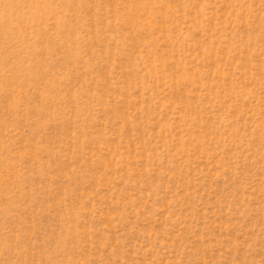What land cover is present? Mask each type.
Returning <instances> with one entry per match:
<instances>
[{
  "label": "rangeland",
  "instance_id": "rangeland-1",
  "mask_svg": "<svg viewBox=\"0 0 264 264\" xmlns=\"http://www.w3.org/2000/svg\"><path fill=\"white\" fill-rule=\"evenodd\" d=\"M0 264H264V0H0Z\"/></svg>",
  "mask_w": 264,
  "mask_h": 264
}]
</instances>
